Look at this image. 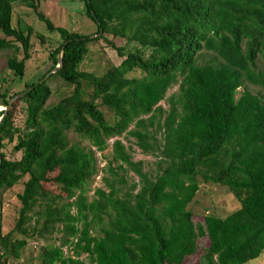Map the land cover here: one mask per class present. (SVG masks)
<instances>
[{"label": "trees", "instance_id": "16d2710c", "mask_svg": "<svg viewBox=\"0 0 264 264\" xmlns=\"http://www.w3.org/2000/svg\"><path fill=\"white\" fill-rule=\"evenodd\" d=\"M15 1L32 8L61 41L49 53L48 71L14 93L26 91L1 112L0 190L20 181L23 187L15 225L0 234V264L19 258L31 234L53 238L39 252L41 264H179L199 235L208 241L200 257L205 264L257 258L264 250V100L248 90L236 94L244 82L264 88V67L257 66L259 56L264 60V0H83L100 37L122 58L102 75L79 69L96 37L55 25L35 0H0V49L20 43L23 57H9L7 66L22 76L33 28L12 25ZM107 35L126 42L116 45ZM62 47V65L51 75L73 89L47 105L51 88L44 77ZM202 50L214 57L199 64ZM13 95L0 93L4 105ZM100 104L112 110V122ZM68 131L88 144L71 142ZM125 132L143 153H157L154 174L133 159L120 139ZM109 139L106 187L89 199L96 152ZM12 142L19 158L3 152ZM199 179L227 186L239 207L225 217L205 214L196 224L187 206Z\"/></svg>", "mask_w": 264, "mask_h": 264}, {"label": "rangeland", "instance_id": "374dc122", "mask_svg": "<svg viewBox=\"0 0 264 264\" xmlns=\"http://www.w3.org/2000/svg\"><path fill=\"white\" fill-rule=\"evenodd\" d=\"M35 2L38 5V10L49 17L55 25L64 26L69 31L90 34L91 36L96 37V39H92L87 43V52L79 64L80 70L93 72L96 75H102L108 68L120 63L122 58L119 57L115 49L100 37L102 32H97L96 24L86 15L83 0H35ZM12 25L24 30L27 25H30L33 28V33L31 36L32 48L30 50V58L25 62V69L22 76H17L14 71L7 66V59L9 57L16 56L18 60L23 57L20 43H15L18 48L5 47L0 49V93L5 92L8 96L23 90L26 87V83H31L39 78L42 73L48 71L51 64L50 59H48L49 53L61 41V37L57 32H50L46 29L45 23L37 18L32 8H29L18 1L13 2ZM37 34H42L44 40L41 41L42 38L38 37ZM0 37H2L1 33ZM107 38L112 40L116 45H124L126 42L124 37L110 39L112 38L111 35H107ZM213 57V52L202 50L197 56V63H205L213 59ZM257 66L259 68L264 67V60L260 56L257 59ZM133 74L138 75L139 71H135ZM44 79H48V84L51 88V95L47 100V105L56 103L60 98L68 95L73 89V85L67 84L59 76L49 74L44 77ZM177 89L178 84L173 85V87L168 90L166 98L170 94L176 92ZM243 90L258 94L264 100V88L260 85L244 82L243 85L238 88L236 96L238 97ZM162 104L164 107H167L166 100H163ZM4 107L5 105L2 98H0V116ZM24 109L25 104L20 100L17 103L14 114L15 121L18 124L21 123V114L24 115ZM100 109L104 112L108 121L112 122L114 120L112 110L101 104ZM130 128H132V126ZM67 136L71 142L79 141L82 145L88 144L86 139L80 137L73 131H68ZM120 139L125 147L128 150L130 149L133 159L142 160L143 169L150 174H154L156 161L159 159L157 153H143L135 144V139L126 132L120 136ZM112 141L113 139H109V146L103 151L96 152L98 172L91 179L89 190L86 192L89 199L92 197L94 190L97 187H106L103 178L109 176V172H106L104 169L111 160L112 152L110 144ZM14 144L15 142L8 143L7 146L3 148L6 157H20L21 153L19 151L15 152L12 150ZM126 176L129 182L134 178V175L131 172L127 173ZM199 182V189L193 200L187 206V208L192 211L193 220L196 224H201L203 222V216L205 214L225 217L239 207L240 203L227 186L213 182H204L201 179H199ZM44 186L47 189L57 191V185L54 181H47L44 183ZM22 187L23 184L22 181H20L10 188L0 190L1 235L9 232L15 225L16 218L18 217V209L20 207L17 193L22 190ZM96 232L97 231H94V233ZM14 236L22 237V235L16 233ZM52 239V237L46 236L37 240L36 235H28L26 237V245L20 250V257H8L7 264H41L39 252L42 246L45 243L50 242ZM207 244L208 241L206 235H199L196 239V246L194 249L189 254L185 255L182 262L179 264H205L204 260L201 259L200 261V257L204 253ZM65 253L72 254V251L67 249ZM82 257H84V255H82ZM245 264H264V250L257 258L252 259Z\"/></svg>", "mask_w": 264, "mask_h": 264}, {"label": "water", "instance_id": "95a60500", "mask_svg": "<svg viewBox=\"0 0 264 264\" xmlns=\"http://www.w3.org/2000/svg\"><path fill=\"white\" fill-rule=\"evenodd\" d=\"M62 55H63V47L61 48V50H60V52H59V54H58V57H57V58H58V64H57V65H56V66H55V67H54V68H53V69H52V70H51L46 76H48L49 74H51V73H53V72H56V71L61 67V65H62ZM46 76H45V77H46ZM25 93H26V91H22V92H20V93H18V94H16V95L12 96V97L9 99L7 105H5V107L3 108L4 111L10 108L12 102H13L15 99H17V98L23 96ZM2 117H3V114L0 116V121H1ZM0 160H1V155H0Z\"/></svg>", "mask_w": 264, "mask_h": 264}]
</instances>
